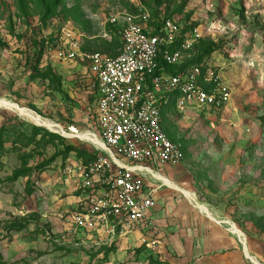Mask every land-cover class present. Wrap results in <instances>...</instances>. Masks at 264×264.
<instances>
[{"label":"rangeland","instance_id":"1","mask_svg":"<svg viewBox=\"0 0 264 264\" xmlns=\"http://www.w3.org/2000/svg\"><path fill=\"white\" fill-rule=\"evenodd\" d=\"M132 1L0 0V264L168 261L170 226L189 220L176 210L192 205L185 192L235 224L244 248L248 239L264 264V0H152L164 19L203 30L196 53L219 70L230 102L213 119L164 108L166 130L184 142L185 157L165 172L180 189L160 190L162 236L159 227L68 232L81 193L74 170L90 147L37 120L90 130L91 72L86 61L67 55V41H79L85 52L117 53L118 28L108 17L133 10ZM50 70L54 81L43 76ZM66 145L77 150L65 156ZM24 160L31 170L13 178Z\"/></svg>","mask_w":264,"mask_h":264},{"label":"built area","instance_id":"2","mask_svg":"<svg viewBox=\"0 0 264 264\" xmlns=\"http://www.w3.org/2000/svg\"><path fill=\"white\" fill-rule=\"evenodd\" d=\"M148 1L133 0V10L109 14L108 22L118 28L121 39L115 56L85 52L79 41H67V55L88 63L95 105L90 130L60 128L61 135L88 143L95 155L74 170L82 194L69 233L101 228L113 234L118 229L156 231L155 192L165 184L161 171L185 157L183 141L166 130L164 108L173 103L180 113L195 109L213 119L230 102L217 68L189 64L203 30L189 28L180 18L159 15L160 21ZM82 133L97 141L84 139Z\"/></svg>","mask_w":264,"mask_h":264},{"label":"crops","instance_id":"3","mask_svg":"<svg viewBox=\"0 0 264 264\" xmlns=\"http://www.w3.org/2000/svg\"><path fill=\"white\" fill-rule=\"evenodd\" d=\"M167 168L168 166L163 169L161 178H168L165 173ZM154 186H157V184H154ZM164 187L172 189L165 183L155 192L156 206L153 209V217L157 229L158 227L160 229L159 236H162V231L164 230L162 227L163 220L160 218L161 213L158 211L160 208V190ZM190 203L192 205L181 204L176 208L177 214L181 215L180 219H182L183 213H189L187 224L184 225V222L174 223L173 226H170L173 231L168 232L169 224L166 223L168 227L165 228V233L168 232L170 236L165 239L169 244L165 256L170 264H261L258 256L254 254L248 239L247 250L243 246L240 235L235 229L230 227L229 221L224 222L225 218L213 210L212 212L217 217L212 214L213 218H211L193 202L190 201ZM169 210L174 213L173 207L172 209L168 208V212ZM161 244L162 240H160V246ZM245 253L247 256L248 254L252 257L256 256L255 258L258 262L252 260L250 256H248L249 259Z\"/></svg>","mask_w":264,"mask_h":264},{"label":"trees","instance_id":"4","mask_svg":"<svg viewBox=\"0 0 264 264\" xmlns=\"http://www.w3.org/2000/svg\"><path fill=\"white\" fill-rule=\"evenodd\" d=\"M151 2H152V0H149L148 2H147V6L150 8V10L152 11V13H153V15L155 16V17H159V15H161V13L160 12H158L157 10H153V7L151 6ZM155 25H159V24H157V23H155ZM119 41H120V46H121V39H120V35H119ZM199 45H197L196 47H195V49L193 50V58H192V60L189 62V64H197V63H200V62H204V63H206V65L208 64V62H207V58L203 55V54H200V55H197V53H196V49H197V47H198ZM99 52H103V53H107V54H109V55H112V56H115V55H117L118 54V52L117 53H109V52H104V51H99ZM184 67V66H183ZM183 67H181V68H183ZM175 68H172V69H170V71H172V72H175ZM45 78H51V80L52 81H54L55 79H56V75L53 73V71L52 70H50L48 73H46L45 75H43ZM92 100L94 101V96L92 95ZM169 107H173L174 109H175V107H174V104L173 103H170L169 104ZM176 110V109H175ZM41 130V129H40ZM184 143V142H183ZM0 146L1 147H3V144H0ZM77 149H76V147H74L73 145H66V147H65V156H68L71 152H73V151H76ZM95 158V155L89 150V152H88V157H87V159L84 161V162H88V161H91V160H93ZM56 160V157H52V158H50L48 161H46V162H44L43 164H42V166H44V167H47V166H50L54 161ZM31 169H30V167H28L27 166V163H26V161L24 160L23 161V164H22V167L21 168H19V169H17V170H15V172H14V174H13V178H18V177H20V176H26L28 173H29V171H30ZM79 194H82V193H79ZM24 225L23 224H21L20 225V227L22 228ZM150 259H151V261H152V264H170L169 263V261H160V260H154L153 259V257H150Z\"/></svg>","mask_w":264,"mask_h":264},{"label":"bare ground","instance_id":"5","mask_svg":"<svg viewBox=\"0 0 264 264\" xmlns=\"http://www.w3.org/2000/svg\"><path fill=\"white\" fill-rule=\"evenodd\" d=\"M37 117H38V116H37ZM37 121L40 122V124H41L42 126H45V127H47V128H50L51 130H54V131H56V130H58V129L61 128L58 124H55V123H52V122H48V121H46V120H41V118H38ZM40 124H39V125H40ZM80 136L83 137V138L86 139V140L97 141L96 138H94L93 136L89 135L88 133H82ZM160 177H161V176H160ZM162 180H163V181L166 183V185H168L169 187L174 188V189H178V190L180 189V188L177 186V184H175L174 181H172L171 179H169V178H165V177H162ZM185 194L189 197V199H191V201H193V202L195 203L196 206H198V208H199L201 211H203L204 213H206L207 215H209L211 218H213V215L207 210V208H206L205 206H203L202 204L198 203L197 200L194 198L193 195H191V194H189V193H187V192H185ZM219 221H220V220H219ZM228 223H229L230 227L233 228V229H235V231H237V233L242 237V239H244V235H245V234H243V232H242L241 230H239V229L235 226V224H233L232 222H228ZM248 256H250V255H248ZM250 258H251L252 260L258 262L257 259H256L255 257L250 256Z\"/></svg>","mask_w":264,"mask_h":264}]
</instances>
